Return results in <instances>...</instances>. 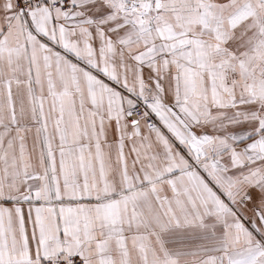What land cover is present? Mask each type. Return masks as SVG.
I'll list each match as a JSON object with an SVG mask.
<instances>
[{
	"label": "snow or ice",
	"instance_id": "1",
	"mask_svg": "<svg viewBox=\"0 0 264 264\" xmlns=\"http://www.w3.org/2000/svg\"><path fill=\"white\" fill-rule=\"evenodd\" d=\"M0 264H264V0H0Z\"/></svg>",
	"mask_w": 264,
	"mask_h": 264
}]
</instances>
